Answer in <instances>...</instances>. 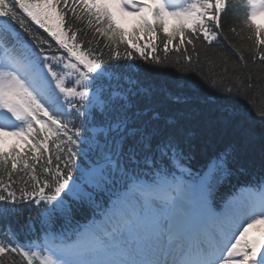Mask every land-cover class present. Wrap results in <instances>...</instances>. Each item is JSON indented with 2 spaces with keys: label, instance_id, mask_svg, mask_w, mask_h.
Segmentation results:
<instances>
[{
  "label": "snow or ice",
  "instance_id": "6c2138e0",
  "mask_svg": "<svg viewBox=\"0 0 264 264\" xmlns=\"http://www.w3.org/2000/svg\"><path fill=\"white\" fill-rule=\"evenodd\" d=\"M260 18L264 0H0V264H264V177L219 207L232 146L187 167L193 126L264 142ZM213 49L204 92L181 77Z\"/></svg>",
  "mask_w": 264,
  "mask_h": 264
},
{
  "label": "trees",
  "instance_id": "16d2710c",
  "mask_svg": "<svg viewBox=\"0 0 264 264\" xmlns=\"http://www.w3.org/2000/svg\"><path fill=\"white\" fill-rule=\"evenodd\" d=\"M230 8L232 5H229ZM244 12L242 9L233 10L226 14L223 18L225 27L227 28L228 24L231 23L233 26L237 27L239 30V20L242 19ZM131 27L128 26V28ZM231 35V34H229ZM143 39V38H142ZM237 43H240L239 39L233 37ZM245 48L248 46V41L245 39L243 41ZM229 54L231 50L227 49ZM163 57V53H160ZM215 61V65H210L204 59V56H201V63L196 65L192 70H186L183 72L182 79L187 81L189 84L193 82L199 86V89L204 92H209L211 89L206 85L201 76L205 78H214L220 75L222 69L219 65L222 63L221 57L216 54V50L213 49L207 53ZM245 55H248L245 52ZM175 59V57H173ZM137 63L140 64L141 68L144 69L143 75L149 79L154 77V74L150 71H147L149 65L144 64L142 61L137 60ZM167 79H172L177 76H181L180 73H177L174 68H168L165 70ZM163 79L165 77H159ZM253 91H256L254 89ZM241 106L247 107L246 101H239ZM192 137V158L187 163V167L195 173H199L203 168L206 167L210 159L216 157V155L226 146H232L234 160L230 163L229 167L232 169V175L224 178L222 182L217 184L216 187V204L220 205L222 201L226 200L227 196L232 193L238 186L246 185L251 181H258L264 177V142L256 138H248L240 134L232 133H217L215 135L206 134L198 126H193L191 129ZM80 216L79 220H83V214L78 213Z\"/></svg>",
  "mask_w": 264,
  "mask_h": 264
},
{
  "label": "rangeland",
  "instance_id": "374dc122",
  "mask_svg": "<svg viewBox=\"0 0 264 264\" xmlns=\"http://www.w3.org/2000/svg\"><path fill=\"white\" fill-rule=\"evenodd\" d=\"M257 22H264V18H260V19H258ZM212 162H213V161H212ZM212 162H211V163H212ZM211 163H210V164H211ZM206 171H207V170H206ZM239 191H240V190H239ZM239 191H238V192H239ZM252 234H253V235H256L255 233H252Z\"/></svg>",
  "mask_w": 264,
  "mask_h": 264
}]
</instances>
